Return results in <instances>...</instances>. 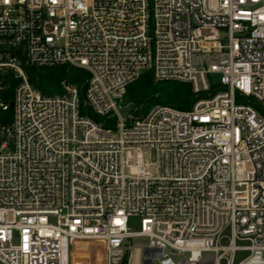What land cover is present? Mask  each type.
Masks as SVG:
<instances>
[{
    "label": "built area",
    "instance_id": "1",
    "mask_svg": "<svg viewBox=\"0 0 264 264\" xmlns=\"http://www.w3.org/2000/svg\"><path fill=\"white\" fill-rule=\"evenodd\" d=\"M59 66L84 93L30 82ZM148 72L197 100L123 116ZM5 78L0 264H264V0H0Z\"/></svg>",
    "mask_w": 264,
    "mask_h": 264
},
{
    "label": "trees",
    "instance_id": "2",
    "mask_svg": "<svg viewBox=\"0 0 264 264\" xmlns=\"http://www.w3.org/2000/svg\"><path fill=\"white\" fill-rule=\"evenodd\" d=\"M89 73L83 69L72 66H59L33 70L30 82L33 83L45 96H53L61 93L62 83L69 82L76 85L81 93H84L85 83ZM18 82H12L5 78L0 83V96L9 102ZM214 88L211 89V93ZM197 100L192 87L180 82H155L151 72L145 73L137 81L127 88L125 101L133 104L137 113H145L154 105L170 106L179 110H189ZM12 112L1 113L0 117H10ZM120 264H127L125 258Z\"/></svg>",
    "mask_w": 264,
    "mask_h": 264
},
{
    "label": "rangeland",
    "instance_id": "3",
    "mask_svg": "<svg viewBox=\"0 0 264 264\" xmlns=\"http://www.w3.org/2000/svg\"><path fill=\"white\" fill-rule=\"evenodd\" d=\"M217 78V77H216ZM215 78V79H216ZM258 111H260L263 115L264 112L260 110L258 106H254ZM136 108L133 104H128L123 108L121 111L123 116H127L129 113L134 111ZM152 159L155 160V153L152 152ZM133 230L138 231L139 225L138 221H135V224L132 226ZM225 234H228V231L225 232ZM133 245L137 248H140L148 243V239L146 238H137L132 240ZM84 245H78V247L82 248ZM89 249L85 248L83 252H78L75 256L74 264H104V246L102 243L97 242L93 243V245L88 247ZM247 254L246 253H237L235 261L236 263L243 259ZM90 258V259H89ZM225 261L221 262V264H224Z\"/></svg>",
    "mask_w": 264,
    "mask_h": 264
},
{
    "label": "bare ground",
    "instance_id": "4",
    "mask_svg": "<svg viewBox=\"0 0 264 264\" xmlns=\"http://www.w3.org/2000/svg\"><path fill=\"white\" fill-rule=\"evenodd\" d=\"M134 264H137V256L134 258Z\"/></svg>",
    "mask_w": 264,
    "mask_h": 264
}]
</instances>
